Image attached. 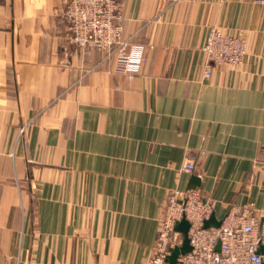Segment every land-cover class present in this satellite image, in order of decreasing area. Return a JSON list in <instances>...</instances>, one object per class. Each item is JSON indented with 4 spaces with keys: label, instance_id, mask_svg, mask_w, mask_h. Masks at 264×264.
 <instances>
[{
    "label": "crops",
    "instance_id": "0c3cea01",
    "mask_svg": "<svg viewBox=\"0 0 264 264\" xmlns=\"http://www.w3.org/2000/svg\"><path fill=\"white\" fill-rule=\"evenodd\" d=\"M120 2L130 73L70 41L63 0H0V264H149L172 188L264 219V0ZM213 25L247 53L205 78Z\"/></svg>",
    "mask_w": 264,
    "mask_h": 264
},
{
    "label": "built area",
    "instance_id": "2783aa9c",
    "mask_svg": "<svg viewBox=\"0 0 264 264\" xmlns=\"http://www.w3.org/2000/svg\"><path fill=\"white\" fill-rule=\"evenodd\" d=\"M63 15L67 21L69 39L82 49L104 52L101 62L113 61L115 70L130 73L137 70L142 46L133 36H125L120 0H63ZM205 53L202 75L211 76L219 65L237 67L247 53V38L243 31L231 33L210 26L203 43ZM195 168L188 159L181 170ZM213 201L200 189L172 188L159 218L157 244L149 264H171L169 256L183 244L178 223H188L190 248L179 252L174 264H261L264 262V219L252 204L233 205L218 223H210ZM218 245V247H217Z\"/></svg>",
    "mask_w": 264,
    "mask_h": 264
},
{
    "label": "water",
    "instance_id": "95a60500",
    "mask_svg": "<svg viewBox=\"0 0 264 264\" xmlns=\"http://www.w3.org/2000/svg\"><path fill=\"white\" fill-rule=\"evenodd\" d=\"M210 222V220H209ZM187 228H188V223L187 221L185 220H181L179 223H178V229L183 233V244L182 246L179 248H175L172 250L171 252V255L169 256V262L171 264H174L175 262V259L178 255V253L181 251V252H184L185 250H188L190 248L189 244H188V238H187ZM218 247V245H217ZM261 251L264 252V248H261Z\"/></svg>",
    "mask_w": 264,
    "mask_h": 264
}]
</instances>
